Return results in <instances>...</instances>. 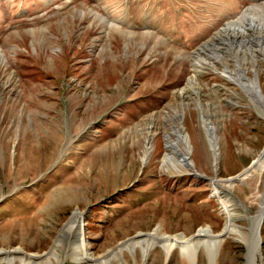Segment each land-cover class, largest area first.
<instances>
[{
  "label": "rangeland",
  "instance_id": "rangeland-1",
  "mask_svg": "<svg viewBox=\"0 0 264 264\" xmlns=\"http://www.w3.org/2000/svg\"><path fill=\"white\" fill-rule=\"evenodd\" d=\"M245 8L264 22V0H0V249L45 253L76 208L96 256L153 232H219L224 217L209 178L235 176L261 154L264 118L204 65L233 68L239 41L216 38L200 48ZM240 54L244 65L255 62L247 50ZM198 58L197 94L182 93ZM198 104L218 136L216 176ZM175 112L205 177L172 173L161 162ZM146 138L153 149L142 167ZM232 193L256 214L264 169L234 183ZM235 223L248 231L246 219ZM260 234L264 264V222ZM140 248L122 250L111 264H208L201 248L194 259L158 245L144 258ZM243 256L244 244L225 238L217 264H241ZM62 259L52 263L88 264Z\"/></svg>",
  "mask_w": 264,
  "mask_h": 264
},
{
  "label": "bare ground",
  "instance_id": "bare-ground-1",
  "mask_svg": "<svg viewBox=\"0 0 264 264\" xmlns=\"http://www.w3.org/2000/svg\"><path fill=\"white\" fill-rule=\"evenodd\" d=\"M224 37H227L230 41H239L238 43L236 42V44H238V49L233 51L234 56L232 58L234 67L230 68L224 64V62L220 61L222 68L219 69L217 67V63H214V61L211 60L207 62L205 61L204 65L209 66L215 73L221 75L226 80L239 87L245 96H247L248 100L254 106H257L259 114L264 118V95L259 83L257 86L258 62L256 60V56L259 51L260 54L258 56H264V22L258 21L256 15L251 13L250 9L247 8L242 13V16L238 19L228 21L222 27V30H218L215 33L210 43H205L200 49L202 51L207 50V48L209 49L216 38H218L219 41L221 39L227 40ZM239 44L246 45L242 48L249 52L250 57H253L255 62L252 65L247 66L243 64L244 62L242 63L241 60L246 59V56L240 54V50L242 48H240L241 46L239 47ZM234 46V48H236V45ZM252 49H258L259 51L258 53H255V50ZM213 54L216 55V53ZM216 57L217 55L215 58ZM200 59L198 58L192 62L193 72L190 76H188L185 86L182 87V93L189 89L197 94L198 83L196 75L199 72L197 68L201 64ZM250 71L253 75H250ZM198 111L200 127L204 132L211 153L210 166L216 176L219 158L218 136L216 134L215 127L212 125L210 119H208L200 104H198ZM178 117V114L176 117H173L176 121L170 123V130L166 131L164 134L165 153L161 158L162 164L172 173H182L184 171L189 172L195 169L194 160L191 156L193 152L191 139L189 134L184 130V127L181 124V119ZM150 130L151 127H148L147 133L150 134ZM149 139L146 138L145 148L141 156V161L143 163H146L149 160L153 149L152 143ZM263 169L264 149L261 151V154L253 160L252 165L250 164L247 169L235 176L225 179L216 178L217 176L209 178L212 183V194L218 199L224 217V225L219 232H214L210 226L197 228L195 233L189 237H184L182 235H157L153 232L146 235L144 234L143 237L145 238L142 240L139 239V241L136 237L135 239L129 238L128 240L122 241L115 247L110 248L104 253L96 256L89 248V242L85 237L84 214L76 208L59 228L51 246L45 253H27L21 247H14L9 250L0 249V263L4 262L6 264H14L18 261L19 264H53L52 259L58 260L59 258H63L61 261L66 259L74 263L86 262L88 264H111L114 259L118 258L120 260V254L122 250L126 248L133 249L136 245H139L141 247L140 249L143 253V257L145 258L149 251L158 245L163 248L166 254L170 253L172 248L179 247L189 259H194L198 250L201 248L204 250L207 257V263L217 264L220 246L225 238H232L242 242L244 245H247L246 238L248 231H245L241 226L236 224L237 222L235 223V220L246 219L249 223L254 215H256L254 219H257L260 214L264 213V195L262 202L259 204V208L257 209V213L251 215L247 211V207L232 193L234 183L244 182L246 177ZM198 174L200 176H204L202 173ZM239 208L242 209V212H236ZM252 258L250 259L251 262Z\"/></svg>",
  "mask_w": 264,
  "mask_h": 264
},
{
  "label": "water",
  "instance_id": "water-1",
  "mask_svg": "<svg viewBox=\"0 0 264 264\" xmlns=\"http://www.w3.org/2000/svg\"><path fill=\"white\" fill-rule=\"evenodd\" d=\"M257 82V81H256ZM258 86V82H257ZM260 91V88H259ZM177 113L175 112V115L173 117H176ZM263 150V149H262ZM261 150V151H262ZM253 162L251 161L250 164ZM145 163H142V167H144ZM192 174L196 176H200L195 169L192 170ZM203 177V176H200ZM205 177V175H204ZM209 178V177H207ZM212 195V192H211ZM256 215H254L251 218V221H249L248 226L246 227L248 230L247 234V245H244V256H243V262L241 264H261V225L264 222V213L260 214L257 219H254ZM254 219V220H253ZM253 257V258H252ZM252 258V262L251 259ZM168 256L165 257V260L167 261ZM255 261V262H254Z\"/></svg>",
  "mask_w": 264,
  "mask_h": 264
}]
</instances>
